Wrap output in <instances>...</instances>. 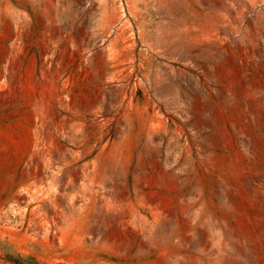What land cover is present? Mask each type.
<instances>
[{
    "label": "rangeland",
    "instance_id": "rangeland-1",
    "mask_svg": "<svg viewBox=\"0 0 264 264\" xmlns=\"http://www.w3.org/2000/svg\"><path fill=\"white\" fill-rule=\"evenodd\" d=\"M0 264H264V0H0Z\"/></svg>",
    "mask_w": 264,
    "mask_h": 264
}]
</instances>
